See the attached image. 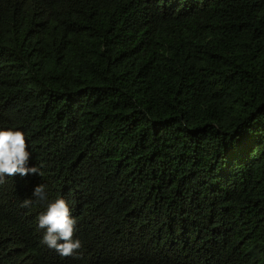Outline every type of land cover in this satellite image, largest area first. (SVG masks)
I'll return each instance as SVG.
<instances>
[{
	"label": "trees",
	"instance_id": "1",
	"mask_svg": "<svg viewBox=\"0 0 264 264\" xmlns=\"http://www.w3.org/2000/svg\"><path fill=\"white\" fill-rule=\"evenodd\" d=\"M0 124L41 173L0 183V264H264V0H0Z\"/></svg>",
	"mask_w": 264,
	"mask_h": 264
},
{
	"label": "clouds",
	"instance_id": "2",
	"mask_svg": "<svg viewBox=\"0 0 264 264\" xmlns=\"http://www.w3.org/2000/svg\"><path fill=\"white\" fill-rule=\"evenodd\" d=\"M30 141L26 144L23 129L17 126L0 124V183L5 177L18 174L24 177L29 174L40 175L37 166H29L32 152ZM32 195L39 201H47L45 209L36 217L37 228L43 230L41 244L54 250L61 257L76 255L82 248V241L74 237L77 220L72 215L68 202L62 197L49 201L45 185L35 186ZM31 198L24 199L21 207L29 208Z\"/></svg>",
	"mask_w": 264,
	"mask_h": 264
}]
</instances>
